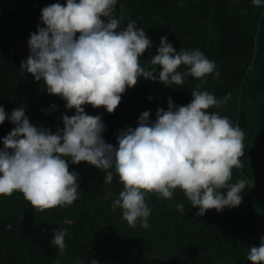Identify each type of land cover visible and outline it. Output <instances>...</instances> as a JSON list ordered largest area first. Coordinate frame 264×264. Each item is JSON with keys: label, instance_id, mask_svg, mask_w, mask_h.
I'll list each match as a JSON object with an SVG mask.
<instances>
[{"label": "trees", "instance_id": "trees-1", "mask_svg": "<svg viewBox=\"0 0 264 264\" xmlns=\"http://www.w3.org/2000/svg\"><path fill=\"white\" fill-rule=\"evenodd\" d=\"M55 2L0 0V105L9 115L23 106L31 123L53 133L64 126L62 114L71 116L75 109L66 108L58 94H49L43 81L21 68V61L29 55L30 33L38 23L43 26L42 7ZM114 16L117 30L134 19L151 39L139 63L157 68L154 75L159 65L149 59L164 35L176 50L199 49L215 68L203 83L188 76L169 86L141 77L126 88L111 113L103 106L84 105L87 114L101 116L105 141L117 146L121 130L135 128L143 111L149 110V120H155L158 108L167 109L169 97L174 106H182L192 100L193 89L208 90L221 104L207 111L227 116L244 132L242 167H233L230 181H247L242 201L198 216V206L179 187L170 199L151 192L145 197L151 209L148 227L139 221L130 226L122 209L112 208L123 189L118 175L105 183L107 170L69 161L79 185L71 204L40 210L19 191L0 195V264H90L93 259L99 264H252L250 247H258L264 236V5L252 0H117ZM186 68L181 64L178 70ZM14 126L6 117L0 137ZM54 230L65 231L62 251L51 243Z\"/></svg>", "mask_w": 264, "mask_h": 264}, {"label": "clouds", "instance_id": "clouds-1", "mask_svg": "<svg viewBox=\"0 0 264 264\" xmlns=\"http://www.w3.org/2000/svg\"><path fill=\"white\" fill-rule=\"evenodd\" d=\"M252 3L264 5V0ZM116 4L117 0H65L64 4L57 0L42 7L43 26L38 23L37 31L30 33L29 55L21 68L43 81L46 91L61 96L75 113L62 114L64 126L53 133L31 123L23 106L9 115L0 105V123L7 117L15 125L0 137V195L19 191L40 210L71 204L79 185L69 161H85L107 170L105 183L118 175L123 189L112 208L119 206L130 226L139 221L148 227L151 209L145 197L151 192L170 199L179 187L198 206V216L208 209L219 212L238 206L247 181H230L233 167H242L244 132L227 116L207 111L221 104L210 91L193 89L192 100L182 106H174L169 97L167 109L158 108L155 120H149V110L143 111L135 128L121 130L117 146L105 141L101 116L85 112L86 104L113 112L121 94L141 77L169 86L182 84L188 76L203 83L215 68L199 49L176 50L164 35L149 59V64L159 65L154 75L157 68L139 63L141 54L152 46L151 39L134 19L117 30ZM181 64L187 66L183 72L178 70ZM176 207L183 211V204ZM260 239V245L251 246L247 254L252 264H264V236ZM51 243L62 251L65 231L54 230Z\"/></svg>", "mask_w": 264, "mask_h": 264}]
</instances>
